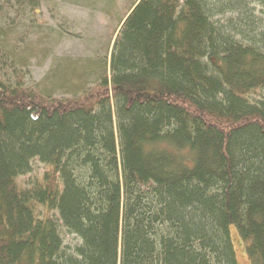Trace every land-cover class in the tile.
<instances>
[{"label": "trees", "instance_id": "trees-1", "mask_svg": "<svg viewBox=\"0 0 264 264\" xmlns=\"http://www.w3.org/2000/svg\"><path fill=\"white\" fill-rule=\"evenodd\" d=\"M120 20L109 75L74 94L0 79V264H238L230 225L264 264V0Z\"/></svg>", "mask_w": 264, "mask_h": 264}, {"label": "rangeland", "instance_id": "rangeland-1", "mask_svg": "<svg viewBox=\"0 0 264 264\" xmlns=\"http://www.w3.org/2000/svg\"><path fill=\"white\" fill-rule=\"evenodd\" d=\"M133 1L0 0V79L63 96L109 75L120 18ZM262 15L258 7L254 16ZM232 16L227 11L216 18L227 22ZM32 165L31 173L18 177L21 186L41 178L47 169L38 159ZM46 212L57 216L56 210ZM230 235L238 264H253L235 225H230ZM61 236L69 248L80 243L65 228Z\"/></svg>", "mask_w": 264, "mask_h": 264}]
</instances>
